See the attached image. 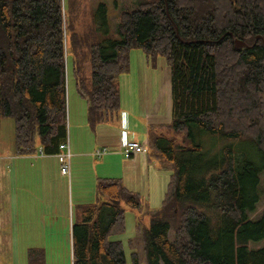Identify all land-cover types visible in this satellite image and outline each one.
I'll use <instances>...</instances> for the list:
<instances>
[{"label": "trees", "instance_id": "obj_1", "mask_svg": "<svg viewBox=\"0 0 264 264\" xmlns=\"http://www.w3.org/2000/svg\"><path fill=\"white\" fill-rule=\"evenodd\" d=\"M106 10L100 3L103 18ZM75 18V4L67 15L63 0H0V120L13 119L15 153L57 155L68 138V55L93 132L119 113L118 78L130 70V51L151 62L161 55L170 69L171 120L150 126L146 153L168 181L143 230L145 262L264 264V246H247L264 237V213L248 216L264 169V0H136L119 11L118 38L103 42L85 41ZM234 38L246 46L236 48ZM203 133L251 143L261 161L230 143L210 153L199 142ZM141 200L121 178L97 176L95 199L69 206L72 264H126L122 241L111 236L125 231L122 203L140 209ZM26 261L46 264L45 248H28Z\"/></svg>", "mask_w": 264, "mask_h": 264}, {"label": "rangeland", "instance_id": "obj_2", "mask_svg": "<svg viewBox=\"0 0 264 264\" xmlns=\"http://www.w3.org/2000/svg\"><path fill=\"white\" fill-rule=\"evenodd\" d=\"M67 15L72 14L75 4V29L81 32L85 41L103 42L105 39H117L116 26L118 13L123 8H133L136 0H63ZM100 3L107 7L105 18L100 12ZM83 51L86 53L82 68L85 82H90V65L87 44ZM138 53L144 58L140 49H132L131 53ZM70 57L66 62V101H67V131L69 142L80 149H87L92 142V134L86 122L87 102L85 97L75 88V81L71 74ZM133 62H139V57L133 55ZM147 71L137 64V72L151 74L159 81L168 78L170 83V69L161 55L154 63L148 62ZM142 74V73H140ZM139 76V75H138ZM141 76V75H140ZM153 78V79H154ZM171 120V118H170ZM167 121L168 123L170 122ZM14 123L10 117L0 120V151L7 154L0 163V264H25L27 251L31 246L45 248L46 264H72L70 251V209L78 197L81 201L95 199V185L98 173H106L105 166L100 164L101 159L89 156L86 159L71 157L70 178L62 175L57 167H51L45 173L42 182L40 162L28 155L14 157ZM147 142L148 135H142ZM203 149L216 153L229 141L215 139L205 133L199 137ZM180 141V135L177 136ZM235 150L247 160L259 163L260 153L251 143L231 142ZM36 155V154H35ZM44 157V162L51 158ZM50 157V156H49ZM157 163L156 161H153ZM104 177V176H101ZM50 190V200L43 201L42 193ZM259 201L256 209L248 211L249 219L256 220L264 213V169L259 174ZM126 207L125 231L112 235V239H120L126 258V264H146L143 248V230L150 223V216L157 207L141 200V208L136 209L122 203ZM70 207V208H71ZM68 212V215H66ZM63 215V216H62ZM173 231L169 230L172 239ZM249 249L264 246V237L259 240H250ZM135 254V259H132Z\"/></svg>", "mask_w": 264, "mask_h": 264}, {"label": "crops", "instance_id": "obj_3", "mask_svg": "<svg viewBox=\"0 0 264 264\" xmlns=\"http://www.w3.org/2000/svg\"><path fill=\"white\" fill-rule=\"evenodd\" d=\"M117 1H115L116 5H118ZM133 55L139 57L141 61L133 62ZM149 61L146 56L143 58L138 53H131L129 72L121 74L118 78L119 113L112 122L97 125L94 132L90 130L87 124L93 136L89 148L80 149L77 145L73 146L72 140L68 143L71 157L74 156L80 159H86L89 156L93 157L95 149L105 147L107 153L99 158L101 159L100 164L106 167V173H98L97 175L121 178L125 186L141 195L142 200L151 203V206L153 203V206L158 208L166 189L168 173L162 171L157 163L148 160L146 153L148 144L142 138V135H148L151 125L168 123L167 121L171 118V95L168 78L159 81L158 78H154L147 72L143 74V71H136L137 64L143 66L147 71ZM151 63H154V60ZM149 67L154 68L153 65ZM121 131H125L123 136L126 134L128 139L140 143L143 151L133 155L131 158H125L120 147ZM6 155L0 151V160L3 161ZM12 155L14 160L16 156H21L15 153V149ZM28 156L40 162L42 182H44L45 173L51 167H57L56 155L36 154ZM43 156L51 158V161L49 163L48 161L44 162ZM42 199L43 201L50 200L49 189L46 188L42 193ZM78 200H80L79 197ZM66 215H68V210ZM70 224L71 216L69 226Z\"/></svg>", "mask_w": 264, "mask_h": 264}, {"label": "built area", "instance_id": "obj_4", "mask_svg": "<svg viewBox=\"0 0 264 264\" xmlns=\"http://www.w3.org/2000/svg\"><path fill=\"white\" fill-rule=\"evenodd\" d=\"M122 135L120 137V147L122 150V154L126 158H130L133 155L143 151V147L140 143L136 141H132L127 138L126 134L123 136L125 131H121ZM60 152L57 154L59 161V170L62 175L70 178V158L71 154L69 152V143L68 140H65L63 143L59 145ZM39 153L42 154L41 149ZM107 153V149L105 147L97 148L94 150L93 154L96 157H101L102 155Z\"/></svg>", "mask_w": 264, "mask_h": 264}, {"label": "water", "instance_id": "obj_5", "mask_svg": "<svg viewBox=\"0 0 264 264\" xmlns=\"http://www.w3.org/2000/svg\"><path fill=\"white\" fill-rule=\"evenodd\" d=\"M234 45L236 48H242L246 46V43L241 39L234 38Z\"/></svg>", "mask_w": 264, "mask_h": 264}]
</instances>
